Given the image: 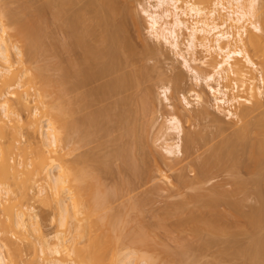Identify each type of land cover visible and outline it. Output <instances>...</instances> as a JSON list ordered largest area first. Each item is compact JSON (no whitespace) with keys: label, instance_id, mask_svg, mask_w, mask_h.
<instances>
[{"label":"bare ground","instance_id":"bare-ground-1","mask_svg":"<svg viewBox=\"0 0 264 264\" xmlns=\"http://www.w3.org/2000/svg\"><path fill=\"white\" fill-rule=\"evenodd\" d=\"M134 1L48 0L46 26L41 18L27 22L12 20L13 36L32 57L44 47L43 36L50 38L49 30L56 21L61 22L64 37L57 44L51 39L53 45L49 42L45 47L50 50L57 47L72 56L64 61L66 66L60 68L59 77L41 80L48 95L57 96L51 104L57 110L53 113L54 120L59 123L57 129L48 117L42 124L45 129L39 126L45 149L37 147L29 154L22 153V159L16 163L11 162L17 150L14 141L10 138L0 142V201L15 202L26 195L22 190L26 179L18 180L23 174L28 175V181H42L58 197L57 229L53 235H44L32 209H28L33 211L31 214L18 210L14 219L10 215L7 216L12 217L10 220L3 217L4 220L0 219V264L22 263L24 251L12 237L21 239L18 236L27 235V240L33 236L32 232L38 235L44 264H105L107 261L128 264L125 259L130 253L120 258V251L127 246L135 252L150 253L148 256L142 253L146 255L142 256L143 263L154 264L163 256L167 264L170 261L188 264L189 258L185 257L190 243L175 242L174 233L190 234L196 239L207 235L223 238L229 243L224 255L240 260L237 264H264V103L259 100L264 95V0H154L153 4L149 0L148 4L140 5L147 18L149 35L173 48L176 56L194 72V80L205 82L217 110H226V117L236 119L229 126L218 113L209 117L211 110L205 105L204 94H196L201 109L192 115L186 110L182 113L183 119L197 125L194 121L212 118L215 132L209 134L200 128L184 132L182 120L172 115L167 130L175 133V142H165L171 161H166V156L158 154L157 149L153 151L145 140L154 95L142 85L153 78V70L145 60L153 55L154 48L143 44L147 42L143 38L139 40L143 48L140 46L138 51L139 46H133L129 25L138 34L141 29ZM0 24V31L5 33V24ZM247 24L252 31L247 30ZM16 50L19 56L23 55L21 49L16 47ZM0 60L7 65L0 69V110L9 123L13 120L16 124L22 120L17 109H28L29 105L23 95L11 100L10 91L4 92V87L11 88V81L17 82L19 70L11 69L10 51L1 34ZM120 62L129 64L130 72H124ZM192 62L194 68L190 65ZM23 63L21 59L20 64ZM250 68L256 69L258 77L249 75ZM174 75L169 80L178 90L182 75ZM155 78L159 80L155 84L168 79L164 75ZM250 79H257L261 84L255 88L248 85L242 90ZM14 85L19 87L20 81ZM167 90L165 87L163 91ZM45 91L40 94H46ZM183 100L190 109L185 96ZM242 101L248 105H241ZM180 106L176 103L171 108L179 110ZM34 111L27 115L26 126L37 124ZM8 122L3 125L0 120V139L13 135L5 128ZM109 137L117 146L114 150L101 154L105 148L102 142L103 146H93L73 155ZM201 150L202 155L198 153ZM184 154L186 157L182 159ZM60 157L62 164L57 163ZM161 160L169 170L179 171L177 188H193L198 192L185 193V199L182 192L180 199L184 200L167 205L164 215L149 224L142 218L143 214L147 216L142 200L136 202L128 196L138 186H147L153 166ZM45 161L49 163L44 164ZM18 165L22 166L21 170ZM189 167L196 173L191 179L185 173ZM54 168H59L58 173ZM217 176L223 179L202 192ZM15 188L22 193H17ZM249 194L257 204H247ZM168 240L177 243L175 248L168 246ZM211 242L206 240L203 247Z\"/></svg>","mask_w":264,"mask_h":264},{"label":"rangeland","instance_id":"rangeland-1","mask_svg":"<svg viewBox=\"0 0 264 264\" xmlns=\"http://www.w3.org/2000/svg\"><path fill=\"white\" fill-rule=\"evenodd\" d=\"M47 1L48 0H0V23L5 24V27H6V32L3 33L2 31H0V34L3 36V38H5V40L7 42V46H8L9 51H10L11 63H12L11 69L19 70L18 73L20 74V75L17 74L18 76L16 77L17 82L20 81L19 87H16L14 85L17 82H15V80H13V81H11L12 83L10 82L11 88H8L9 85L7 84L8 86H6V88L4 87V89L6 91H4V89L2 91L8 92V90H9L10 92H9L8 98H10L11 100H14V98L19 96L20 94L23 95L24 97L27 98V102L29 105L28 109H20V110L17 109L16 112L20 114V116L22 117V120L17 121L16 124L12 123L13 120H12V122L9 123L8 120L6 118H4V116L2 115L1 110H0L1 124L4 125L5 122H8L10 125L9 124L7 125V123H6L7 126H5V128H7L8 131H10L9 133L13 134V135L9 134L10 136L8 135V138H1L0 142L6 141L7 139L10 140V138H11V140H13L15 143V147L17 149V150L15 149V150L18 153L17 154L16 151L14 150L15 152L13 153L14 154L13 156H15L14 157L15 160H14V158H11V162L19 163L20 159H22L21 154L22 153L29 154L33 148L42 147L43 149H45L44 148L45 146H42V137H41L40 131H39L41 128L45 129L42 127V124H44L46 122L45 119H48V117H49V121L53 122V124L55 123L57 129L59 126V123L55 122V120H54L55 119L54 114L57 112V110L53 109L52 104H51V102L53 103V102H56V100H57V96L55 95L56 93L54 94V92H53V94L56 96L55 99H54L55 96L51 97L52 94L50 92L49 93L51 95L50 94H49L50 96L48 95V93H47L48 91L46 92L42 87V84H43L42 78L45 79L46 77H50V76H52V77L58 76L59 77V75L61 74L60 68L62 66H64V67L66 66L65 65L66 63L64 61L72 56V54L69 55L63 51H61V52H63V53H61L60 48H57V47L55 49L52 48V50L53 49L55 50V51L54 50L52 51L48 47L47 48L45 47L46 44L47 45L49 44V42H50V44H52L51 39L53 40L54 44H57V42L59 43V41L64 37L63 36L64 34L60 30L61 22L59 23V21L58 22L56 21L54 23L55 26H52V28L50 26L51 31L49 30V33H51L53 35V38H51L52 37L51 34H50L51 35L50 38L43 36L44 47L39 52H37V55H35L33 57L28 53L27 48H25L22 45V42L20 40H18V38L16 36H13L14 32L12 30V26H13L12 20L15 18L22 20V22L30 21L33 18H41L46 22V20L48 19V10L46 7ZM148 1L149 0H135L134 1L133 4L136 7V10L138 11L139 16L141 18V20H140V22H141L140 28L141 29L139 31L140 33L138 34L136 32L135 28H133V26L130 24L131 26L129 25V28H132V30H133L132 31L130 29V33L132 31L133 34L130 35V33H129V36L131 38L133 46H134V44H135V46L137 45V47L139 46L138 48L135 47V50L137 48V50L139 51L140 46L143 44H146V46L149 45L148 47H151L152 49L154 48L153 49V51H154L153 55L151 53L150 56L149 55L147 56V57H149V59L145 60V63H147V66L149 67V65H150V67L153 70L151 72L152 73L151 75L153 78H151L149 81L145 82L142 85L144 88H148L150 90V92L152 90L151 95H152V93L154 95L153 96L154 102L151 106L152 110H151V113L147 117L148 122L145 126V128L147 129L146 134L148 135L147 136L145 134V137H146L145 140L147 141L146 144H149L153 151L157 149L156 151H159L158 154L161 153L160 155L163 154V156H166V161H171L172 158H169V156H167L166 151H165V147H166V143L172 144L175 142L174 141V139H175L174 134L175 133L172 130H167V127L169 126L168 121L172 115H178V117L182 120V123L184 125V132H186L188 129L196 130L197 128L203 129L204 132L207 131L206 133L215 132V128H214V126H212L213 123L211 122L212 118L207 119L208 121L206 119L202 120L201 122L194 121V123H199L197 125H193L191 123V121L187 122V123L184 121L182 113L185 114L186 110H187L188 114L190 113V115H192L198 109H201L202 105L198 101V99L196 98V94H198V93L202 94V95L204 94V96L206 98L205 105L208 108L210 107L209 110H211L210 111L211 114L209 115V117H213L214 114L218 113L217 115H219L220 117L221 116L225 117L223 119L226 121V123L229 126H232L236 119H234L233 117H230V118L226 117L225 116V114H227L226 110H221V111L217 110V106H215V102H214L215 100L213 99V95L211 94V92L207 88L205 82L204 81H198L197 82L194 80V72L191 70V68L188 65L184 64V62L182 61V58L176 56L173 48H171L170 46L165 45V44H160L159 42L155 41V39H153L152 36L149 35V33L146 30L147 26H148L147 18H146V15L142 13L141 8H140V5L148 4ZM150 2L153 4L155 1L151 0ZM23 14H25V15H23ZM31 16H33V17H31ZM47 23H48V21L46 22V24L44 23V25L46 26ZM49 25H50V23L48 24V26ZM48 26H47V29H50V28H48ZM0 27H1V24H0ZM247 30L252 31V27L250 24H247ZM262 33H258V34H262ZM46 34H48V33H46ZM181 34H182V32H181ZM134 35H135V37L133 38ZM141 39L143 41L145 40L144 42H146V41L147 42L142 44L141 43L142 41H139ZM181 39H182V36H181ZM133 41H135V42H133ZM137 42L139 45L137 44ZM238 46H241V45L238 43ZM16 47L23 51L22 56L18 55V53H17L18 51L16 50ZM141 47L143 48V46H141ZM56 49H59V50H56ZM142 55L144 56V54H141V56ZM187 56H188V59H191V55H187ZM137 58H142V57H138V55H137ZM238 58L240 59L241 57H238ZM21 59L24 62L22 65L20 64ZM219 60H220V57L217 58V61H219ZM119 65H120V68L122 67L124 72H130L131 68H130L129 64H121V62H120ZM190 65L192 68H194V66H195L193 62ZM6 66L7 65L0 60V69L3 67H6ZM57 69H59V70H57ZM17 70H16V72H17ZM248 71H249L250 76L255 77V78L258 77V73H257L256 69L250 68V69H248ZM21 74L23 75L22 77H21ZM33 74H36V75H33ZM37 74H41L42 76L38 77ZM174 74L179 75V76L182 75L180 85L178 86V90L174 89L175 88L174 84H172V82L169 80V79H171V77H173ZM156 75H158V76L164 75V77H167L168 79L166 78L167 80L163 81L164 83L163 82H160V83L157 82L155 84L154 82H156V80H157L155 78ZM34 76L35 77L37 76L38 78L37 77L35 78ZM18 77H19V80H18ZM55 77H53V78H55ZM35 79L38 82H35L36 81ZM157 81H159V80H157ZM260 84L261 83L257 79L256 80L250 79L249 81H247L245 83L242 90L246 89V87L248 85L255 88L256 86H258ZM11 85H13V87ZM151 86H153V87H151ZM163 87L164 88L168 87L169 90L164 92ZM242 90H240L241 94L243 92ZM40 91L41 92L45 91L46 94L43 95V93H42V95H41ZM176 91H178V92L176 93ZM244 95H246V94H244ZM183 96H185L187 101L191 104L190 109L188 108L189 106H186V103L183 100ZM247 96H249V95H247ZM166 97H168L169 99L167 100ZM251 98H252V96H251ZM52 99H53V101H52ZM259 100H261L264 103V95L259 96ZM208 102H210V105ZM176 103L178 105H181L179 107L180 111L177 110L176 108H174V109L171 108V106L176 104ZM241 103H243L241 105H246V106L248 105L244 101H242ZM182 107H184V108L182 109ZM32 111H34L36 114L35 119L37 120V124L31 125V126H26V124H25L27 122L26 117ZM36 111L38 113H36ZM213 112H215V113H213ZM53 124H52V126H53ZM199 125H200V127H199ZM10 126H13V127H10ZM39 126H40V129H39ZM230 130L225 132V134L229 133ZM211 133H209V134H211ZM111 138L112 137H109L107 139L102 140L100 143L93 144V145L85 147L81 150L75 151L73 153V155L80 153V152H83V150H87L90 147L102 145L103 144L102 142H104L106 149L104 148L102 151H100L101 154H103V152L105 153V150L107 152L112 151L115 148H117V146H116L115 142H113L111 140ZM166 140H167V142H166ZM215 141H213L211 144L215 143ZM211 144H209V145H211ZM152 146L153 147L155 146L154 149ZM147 147H148V145H147ZM18 149H20L21 151ZM108 149H110V150H108ZM182 150H183V153H185L184 142L182 143ZM18 151H20V152H18ZM27 152H29V153H27ZM202 152H203V150L199 151L198 153H201V155H202ZM33 154L34 153L32 152L31 155H33ZM46 156L50 157L51 155L46 154ZM184 156L186 157V154H184L182 156V159L184 158ZM163 161L162 160L160 162L158 161L156 163L157 165L155 164L153 166V168H152L153 171L150 173L152 175L149 174L150 176H148V179L146 180L147 186L144 185L145 187H143V186L139 187L137 185L138 188L136 186L137 189L134 190L128 196L129 198L136 200V202H140L142 200L141 202H143V204L145 205V210L148 213V214L147 213L145 214V215H147L146 217H144V214H143L142 218L143 219L146 218L144 221L147 220L146 223L150 222L149 224L153 223L156 218H159V216L161 217L164 215V214L162 215V212H164V210L167 209L166 208L167 205L178 202L179 200H184L187 196L186 194L189 195L191 192H193V193L198 192V191L197 192L194 191L193 188L192 189L181 188V190H180V188H177V186H176L177 175H178L177 172H179V171L178 170L175 171L174 169H171L172 171L169 170L170 167L167 166L166 163L164 164ZM60 162L62 164V158L61 157L57 161V163H60ZM45 163H49V162L45 161L44 164ZM118 164H119V161L114 163L113 166L114 165L117 166ZM19 165H18L19 170H21L22 166H19ZM54 167H55V165H54ZM154 167L155 168L158 167L157 170L154 169ZM192 168L193 167H189L187 169V171H185V173H187L186 174L187 177L189 176L188 178H190V179H191V177L193 178L196 174L193 170L194 168L193 169ZM54 169H55L54 172L58 173L59 168H54ZM190 169H192V170H190ZM220 177L221 176H217V178L215 177L214 180L212 179L211 183H208L207 184L208 186L206 185L207 188L209 186L213 185L215 181H216L215 183L220 182L223 179V177L222 178H220ZM24 179H26L25 180L26 186H25V188H22V190L26 193V195L22 199L17 198L15 202L12 200L0 201V219L4 220L2 218L7 217L8 215L13 216V219H14V217H16L14 215H16L15 213H17L18 210L23 211L27 214H31L34 211V213L37 214V220H39V225L41 227L42 233H44V235H48V234L53 235L55 233V230L57 229L56 223L58 222V219H59L57 195L55 194L54 191L51 190V188L49 186H47L46 183H43L42 181H38L36 183L34 181H31V180L28 181V175H26V174H23L18 180H24ZM106 181L108 182V180H106ZM109 183H110V180H109ZM111 184H112V181H111ZM41 187H43V188H41ZM228 187H230V186H228ZM207 188H202L201 191L202 192L203 191H205V192L209 191V188H208V190H207ZM15 189L17 190V188H15ZM41 190H42V192H41ZM226 190H230V188H226ZM18 192L22 193L21 189L17 190V193ZM181 193L185 195V196L183 195L184 199H180V198H183V197H181V195H182ZM247 198H249L247 200L248 205L257 204V201L254 199L253 195L249 194V197H247ZM28 209H32L33 211L28 210ZM156 214H157V217L154 216ZM159 214H161V215H159ZM150 216L154 217V218H150ZM7 218L9 219V217H7ZM7 218H5V219H7ZM10 219H12V217ZM6 221H8V220H6ZM51 233H53V234H51ZM36 234L37 233L32 232L33 236H30L31 235L30 234L29 235L30 238H28L27 240H26L27 235L26 236L25 235L24 236H22V235L18 236V237H21V239L13 238L14 236L12 237V240L13 241L16 240L15 243L17 242V245L20 246V249H22V252L24 251L22 253L23 254L22 261H21L22 263H20V264H44V263H42L43 262V259H42L43 255H42L41 250H40L41 249L40 244L37 242L38 239H36V238H38V235H36ZM179 235H182V234L181 233H174L173 234V240H175V242L177 240L178 242L180 241V242L190 243V245H189L190 249H189L188 254H187L188 257L187 256L185 257L186 259L189 258L188 261L190 263H188V261H187L188 264H237L238 262H240V260H232L229 257L224 255V252L226 251V248L229 246V243L223 238H216V237L214 238V237H210L207 235L203 239H198V238L196 239V238L190 236V234H189V236L188 235H186V236L182 235L184 237H182V236L180 237ZM23 237H25L24 240L22 239ZM208 239L212 240V242L203 247V244H205L206 240H208ZM169 242H170V244H169ZM173 242H172V240L171 241L168 240L166 243L168 244V246L175 248L177 243L174 244L175 242L174 243ZM128 253H130V255L128 256V258L125 259V262H127L128 264H149V263H143V257L142 256L143 255L148 256L150 253L141 252V251H137V250L135 252L133 250V248H130L129 246H127L120 251V258L124 254H128ZM142 253H145L146 255L142 254ZM162 257L163 256H159L156 259V262L154 264H165L164 263L165 257H163V258ZM171 263L176 264V263H174V261L169 262V264H171ZM105 264H118V263L115 261L114 262L107 261V262H105ZM166 264H167V262H166Z\"/></svg>","mask_w":264,"mask_h":264}]
</instances>
